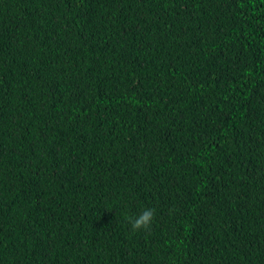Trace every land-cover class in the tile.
Returning <instances> with one entry per match:
<instances>
[{"label":"trees","instance_id":"trees-1","mask_svg":"<svg viewBox=\"0 0 264 264\" xmlns=\"http://www.w3.org/2000/svg\"><path fill=\"white\" fill-rule=\"evenodd\" d=\"M0 264H264V0H0Z\"/></svg>","mask_w":264,"mask_h":264},{"label":"clouds","instance_id":"clouds-1","mask_svg":"<svg viewBox=\"0 0 264 264\" xmlns=\"http://www.w3.org/2000/svg\"><path fill=\"white\" fill-rule=\"evenodd\" d=\"M155 219V209L145 208L139 215L128 216L127 220L133 232L150 230Z\"/></svg>","mask_w":264,"mask_h":264}]
</instances>
